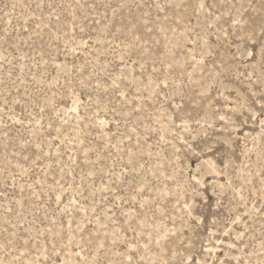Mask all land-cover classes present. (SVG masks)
Returning a JSON list of instances; mask_svg holds the SVG:
<instances>
[{
	"label": "rangeland",
	"instance_id": "1",
	"mask_svg": "<svg viewBox=\"0 0 264 264\" xmlns=\"http://www.w3.org/2000/svg\"><path fill=\"white\" fill-rule=\"evenodd\" d=\"M0 264H264V0H0Z\"/></svg>",
	"mask_w": 264,
	"mask_h": 264
}]
</instances>
